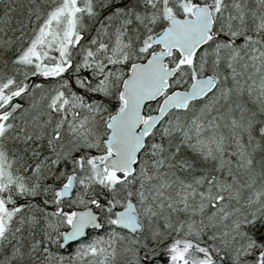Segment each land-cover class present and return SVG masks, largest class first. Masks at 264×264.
I'll use <instances>...</instances> for the list:
<instances>
[{
  "label": "snow or ice",
  "instance_id": "obj_1",
  "mask_svg": "<svg viewBox=\"0 0 264 264\" xmlns=\"http://www.w3.org/2000/svg\"><path fill=\"white\" fill-rule=\"evenodd\" d=\"M0 264H264V0H0Z\"/></svg>",
  "mask_w": 264,
  "mask_h": 264
}]
</instances>
